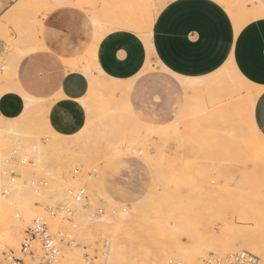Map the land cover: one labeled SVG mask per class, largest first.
Returning <instances> with one entry per match:
<instances>
[{"label":"rangeland","instance_id":"374dc122","mask_svg":"<svg viewBox=\"0 0 264 264\" xmlns=\"http://www.w3.org/2000/svg\"><path fill=\"white\" fill-rule=\"evenodd\" d=\"M19 1L0 0V16L4 11L11 10ZM75 1H37V4L34 3L29 9L31 10L29 11L30 15L32 14L31 16L35 20L13 22L7 27L6 33L8 32L9 37L13 40L18 38L20 30H23L26 37L37 34L36 36L43 38L42 20L53 11L59 8H70L80 16L86 14L89 19L98 10H105L106 5L109 7L111 1L115 2V0H109V4L108 0H94L88 4H77V1ZM123 2L124 0H117L115 4L117 7H121ZM150 3L153 16H155L162 2L150 0ZM72 4L78 5V7H70ZM145 4L147 2H144ZM247 4H250V2ZM113 5H110V7ZM116 6L114 5L113 9H116ZM95 9L97 10L94 11ZM241 16L239 30L249 21L264 17V13L257 15L243 14ZM136 19L143 20L144 18L139 14ZM29 21L31 22L30 25H28ZM95 35L93 33L92 40L89 43L74 46L71 45L74 42H68L66 39L64 41V38L61 39L62 42H68L69 46L78 49L73 50L70 55L64 50L50 48L49 46L42 47L40 51L22 50L21 66L26 67L27 73L24 78L20 79L21 85L27 93L35 97L38 108L42 106L49 107L47 113L49 123L54 124L53 117L56 116L53 102L57 98V82L61 75L70 71L65 63L67 58L70 56L80 60L90 55L95 65H97L95 55L93 56L92 53L96 39ZM2 46L3 41H0V51ZM0 60L3 61L6 68V56H1ZM229 61L231 59L223 65L229 64ZM159 67L160 65L156 60L149 58V66L143 68L136 75V91L132 96L131 88L125 91L126 89L123 86L110 85V87L107 86L104 89L101 86L96 87L93 98L97 104L107 105L108 102H111L115 103V106L117 104L118 107L115 108L114 116L108 118L110 121L105 118H95V126L99 128L100 135L95 139H91L94 137L91 135L86 140V146H82V150L87 151L89 155L88 160L84 162L75 160L70 165L71 167L67 168L53 166L44 170H30L31 175L25 178V182L29 188L33 189L34 187L30 183L31 180L44 179L47 182L45 187H47L51 184L50 178H53V176L58 177L64 181L65 188L71 186V184L86 187L89 198L82 205L88 216L97 208L103 209V214L99 218L106 214L108 209L113 214L119 212L130 214L132 219L127 217L124 227L120 226L119 228V231L124 233L126 237L135 239L127 254L128 264H154V257L163 252V248L172 247V252L176 253L178 252L177 247L190 246L193 242L200 244L202 248V252L198 254L199 264H203L204 260L208 258L223 257L241 250L247 251L238 236L245 235L246 237L249 235L246 238L250 239L252 235V238L258 237L254 239L256 241L259 239L260 242L261 237L264 241V226L262 227L264 224H260L264 223V172L254 170V165L247 155L245 143L254 142V136L249 130H246L245 115L240 118L236 125L238 128L241 126V129H243L241 133L239 131V135L238 128L236 129L235 126L236 123L231 124L234 122L232 120L228 121L229 118H222L220 115L215 116L214 108L216 105L211 103L208 94L203 93L202 96L198 94V96L188 100V94L195 93L194 90L187 89L180 83L177 87L176 78ZM5 68L0 73V77ZM218 69L207 75L210 80L218 75L216 74ZM26 77H30V79ZM98 78L101 77L98 75ZM0 83H2V80H0ZM220 83H225V80L222 79ZM105 89L107 92L104 91ZM245 92L243 90L242 94H246ZM130 96L132 97L131 103ZM126 101L130 106L129 111L126 109ZM203 101L207 105L201 104L204 103ZM184 102L189 103V105ZM120 103L123 106H120ZM188 106H191L192 109ZM212 106L213 109L210 108ZM194 107L196 108L193 109ZM209 110L210 112H206ZM37 114L36 112L34 116ZM218 117L220 121H218ZM230 121L231 123H228ZM34 123L36 128L40 129V132L45 131L41 119H36ZM244 128L248 133L244 134L246 132ZM26 131L30 133L34 130L31 126H28ZM107 132L106 137L104 134ZM234 132L239 136H237V140H235L236 134ZM105 138L117 140L116 152L111 151L104 145ZM43 141L42 138L37 137L33 139L32 143ZM15 152L17 151L11 150L0 161V169L4 172L6 171V159L14 155L24 156L22 153ZM237 167L245 168L249 173L248 181L242 185H232L224 175L221 176L227 170ZM18 168L19 166L16 168L17 174L19 173ZM74 169H78L77 172H74ZM93 174L96 177L99 176L96 178L93 177ZM90 181L96 182L99 190L95 189L94 191V187H90ZM3 187L7 189L5 195L9 194L11 187L7 185H3ZM32 203L35 205L36 214L44 215L45 205H56L59 202L46 201L41 197L33 200ZM139 209H144L146 213H143L150 217L147 218V215L141 214L142 211L140 212ZM130 212H133V214ZM139 217H143V221L141 219L139 221ZM133 220L138 221H135L137 226L133 225L136 228L129 227V224L134 223ZM60 221L57 217L50 219L53 227L58 226V224L65 227V221L61 219ZM232 222L233 225L230 226L229 224H232ZM27 226V223L24 224V231ZM259 227H262L263 233L258 230ZM65 229L71 235L68 228L65 227ZM134 229L137 230H135L136 233L133 232ZM137 232L139 233L137 234ZM244 232H247V234ZM237 233L238 236H236ZM243 233L244 235H242ZM71 237L73 238L72 235ZM232 238L233 240H231ZM132 242L130 240L129 243ZM73 243H75L74 239ZM174 244L176 247H173ZM230 244L234 246L233 249L229 247ZM93 245V248L99 251L106 244L104 238L101 237L97 244L93 243ZM169 245L171 246L169 247ZM66 246L68 245L61 246V252ZM8 249L9 247L4 246L0 250L1 258H3L4 253H9ZM175 253L170 256L172 258H168L167 264H170L171 260L183 264L180 254L176 253V255ZM94 255L95 251L88 250L84 259ZM18 256H21V254L19 253ZM256 256L264 262V256L259 253ZM60 262V264H65L62 257Z\"/></svg>","mask_w":264,"mask_h":264},{"label":"bare ground","instance_id":"6f19581e","mask_svg":"<svg viewBox=\"0 0 264 264\" xmlns=\"http://www.w3.org/2000/svg\"><path fill=\"white\" fill-rule=\"evenodd\" d=\"M11 1H15V0H11ZM37 1H40V0H20L11 10L4 11V13L0 16V22H3V24L6 27H9L10 24H12L13 22H17L18 20H35V18L33 16H31L32 14L30 15L29 11H31V10H29V9L33 6L34 3L37 4L36 3ZM76 1L75 2L77 4L78 3L88 4V3L93 2L94 0H76ZM116 1L117 0H115V3H116ZM159 1L163 3V1H166V0H159ZM216 1L219 4H221L227 10L229 15L231 16L236 32H238L239 28H240V24H241L240 19L242 18L241 15H243V14L257 15V14L264 13V0H216ZM144 2L145 3L147 2V4L144 5ZM249 2H250V4H247ZM108 3H109V0H108ZM115 3H114L115 6H116V4L118 5V2L116 4ZM122 4H124V5H122ZM110 5H113V3H111ZM110 5H109V8H108V5H106V7L108 8V11L111 8H113V6H114L113 5L110 7ZM77 7H78V5H77ZM125 8L128 11H132V10L139 11V13L142 15V18H144L142 20V23L138 22V24L139 25L141 24V25L139 27H136V28H138V31H140V34H141L145 44L147 45L148 50H150L151 44L149 42L148 37H149L150 31H151V26H152L153 19H154L153 9L151 7L150 0H124V2L121 3V9L125 10ZM117 9H118V7H117ZM96 10L97 9H95L94 11H96ZM105 10H98L97 12H95L91 15L92 18L94 19L93 22L95 21L96 24H98L97 26H101L100 21H103L104 20L103 18H105V15H103ZM123 10H121V11H123ZM106 11H105L106 15L111 13V12H109V13L107 12L108 13L107 14ZM112 11H114V10H112ZM116 11L120 12V9L115 10V12ZM115 12H112V14ZM132 12L134 13V11H132ZM136 13H138V12H136ZM101 15L104 17H102ZM114 15H115L114 17H119V18L121 17L120 14H117V15L114 14ZM108 16L111 19V16L110 15H108ZM125 16L126 15H124L123 18ZM134 17H135V15H134ZM134 17H127V18L132 19ZM107 18L108 17L106 16V19ZM110 19H108V20H110ZM108 20H106V21H108ZM242 21H244V20H242ZM114 22H115L116 27L122 26L124 24L123 20H121V19L115 20ZM114 22H112V23H114ZM135 22L137 23V21H135ZM30 23L31 22L29 21L28 25H30ZM103 24L105 25L106 23H103ZM38 25H39V23H38ZM107 25H109V24H107ZM107 25H106V27H107ZM94 26H96V25L94 24ZM96 28H98V27H96ZM107 28L105 29L106 31H107ZM100 29H101V27H100ZM109 29H111V28H109ZM26 30H28V29H26ZM98 30H99V28H98ZM102 33H98L96 40L99 39L98 37L101 36ZM18 34H19L18 38L16 37L17 39H15V40H13L9 37L8 32L2 35V38L4 39L6 45H5L4 52L2 54H0V57L6 56V58H7V66H6V68L4 66L5 71L0 77V80H2V83H0V95L4 92L14 90V91L19 92L22 95V97L24 98V108H23V111L21 112L20 115L13 117V118H8V117H4L3 115L0 114V161H2V159L6 155H8L10 153V151L13 149L19 153H22L24 155V157L29 160L28 164H26L24 166H19V168H18L19 173L17 174L14 181H10L8 174H7V171L4 172V170L0 169V250L4 246H7V247H9V249L7 250L8 252L12 251V252H15V254H17V255L20 253V243H21L22 237L24 235L23 233H25L24 224L27 223V225H29L30 220L37 215L35 205L32 203L33 200H36V199H39L42 197V199H44L46 201H58L59 203L61 202L63 204H67L68 202L72 203L65 194L66 188H65L64 181L59 179L58 177L56 178L53 176V178H50L51 184L49 186L43 188V189L42 188L41 189L29 188L28 184L25 182V178L28 177L29 175H31L30 170H44V169H47V168L53 167V166H56V167L59 166L60 168H67L70 165H72L75 160H77V162L78 161L84 162V161L88 160L89 155H88L87 151L85 152L82 150V146L83 145L86 146V140H88V137H90L91 135L94 136L91 139H95L96 137H98L100 135L99 128H97L95 126V118H99V119L105 118L108 120V118L114 116L115 108L118 107L117 104L115 106V103H111V102H108L107 105L106 104H102V105L97 104L93 98V93L95 92L94 90L98 86H101L104 89L105 87H107V86L110 87V85H111V86H115V87L123 86V88L126 89V90L125 89L124 90L128 91L130 89V86H131L132 81H133V79L122 80V79H116V78L108 77V75L106 76L102 72L98 71L99 69L95 65L94 60L92 57H90V55H88L87 57H84L83 59H80V60L76 59V58L75 59H68L67 58L65 63L68 66V68L80 69L83 72H85L89 77L90 89H89L88 95L85 98L81 99V101H83V104L88 111V119H87L85 126L82 128V129H85L82 134L78 135V133H81V129H80L77 133L72 134V135H68V136L61 135V134L55 132L50 127V125L48 123V120L46 117L47 106L41 105L42 107L40 106L41 108H38L37 107L38 105L36 104L35 98L25 94L15 85V82H14L15 68H16L18 61L22 57V54H21L22 50H24V49L33 50V49L41 46V38L36 36L37 34L32 35L31 37H26L23 34V30H20ZM104 34H105V32H104ZM95 42H94L93 51H92L93 56L95 55L94 54L95 53V46L97 43V42L96 43ZM157 62H158V60H157ZM158 64L162 68V64H160L159 62H158ZM148 66H149V60H147V62H146V67H148ZM94 69H96L99 73L95 74ZM217 72L218 73H216V74H218V75L215 76L214 78H212L211 80L208 78L207 75L201 76V77H194V78L178 76V78H179V81L181 82V84L185 88H187V89L191 88L195 92L193 94H188V100L192 99L195 96H198V94H199V96H200V94L202 96L203 93L208 94V98L211 101V103L216 105L214 108L215 109V111H214L215 116L220 115L222 118H226V119L229 118L228 121L232 120L234 123H231V121L228 123H231V124L236 123L235 124V126H236L238 124L240 118L245 115V120H246L245 124L247 127L246 130H249V132H251L252 135L254 136V142H246L245 143V149H246L248 157L250 158L252 164L254 165L253 169L257 170L258 172H264V136L261 134V132L256 127V125L254 123V119H253L254 104H255V100L257 98V95L260 92V88L253 85L250 81H248L237 70L232 59H231V61H229V64L222 65L217 70ZM98 75L101 78H98ZM222 79L225 80V83H223V84L220 83V81H222ZM243 90L246 91L245 92L246 94H242ZM104 91H106V89ZM124 95H127V94H124ZM26 97H27V99H26ZM201 104L205 105L206 103L204 102ZM186 105H189V103H187ZM120 106H123V104H121ZM201 107L203 108V106H201ZM195 108L196 107H194L193 109H195ZM210 108L213 109V106ZM126 109H127V111L130 110L128 107V101H126ZM191 109H192V107H191ZM203 110H205V109L203 108ZM36 112L38 114L34 116V114ZM206 112H210V110L206 111ZM208 115H210V114H208ZM205 116H207V115L205 114ZM34 119L35 120L41 119V122L43 124L44 129H45L44 132H40V129H38V127L36 128L35 123H34L35 122ZM215 119L217 120V118H215ZM108 121H110V120H108ZM218 121H220L219 117H218ZM226 122H227V120H226ZM28 126H31L34 131L28 133L26 131V128H28ZM237 128H238V126H236V129ZM241 130H243V129H241V126H240V128L237 129L239 135L241 133ZM246 130L244 128V131H246ZM239 131H240V133H239ZM235 132H236V130H235ZM235 132H234V134H236ZM102 133H104V132H102ZM246 133H248V131L244 132V134H246ZM104 135H106V137H107L108 132ZM237 136L238 135L236 134L235 140L238 139ZM37 137L42 138L44 141L32 143L33 139H36ZM224 142H226V141H224ZM104 145H106V147H108L113 152L117 151V140L116 139H111V138L106 139L105 138ZM233 146H236V145H233ZM128 148H129V146H128ZM17 152H15V153H17ZM140 152H141V150H140ZM222 154H223V152H222ZM95 158H97V157H95ZM99 158H98V160H99ZM253 169H252V173H253ZM97 174H99V173H97ZM61 175L63 176V174H61ZM222 175L225 176V174H221V176ZM247 175H249L248 172H247ZM98 176L99 175H97V177ZM93 177H96V176L93 174ZM215 177L217 178V176H215ZM251 177H250V179H251ZM91 178H92V176H91ZM97 181H98V179H97ZM251 181H252V179H251ZM89 184H90V187H94V191H95V189L99 190V187L96 184V182L90 181ZM3 185H7V186L11 187L9 194H7V195L2 194L3 189H5L3 187ZM78 186H81V185H72L71 184V187H78ZM101 192H103V191H101ZM103 199H104V197H103ZM141 205H142V202H141ZM73 207L75 209V214L70 220L64 219V221H65L64 225L70 231L71 235L73 236V239L75 240V243H71L70 245H68L62 249L61 257H62L63 263H65V264H92V263L88 262L87 258L84 259V256L88 253V250L89 251L97 250V249L93 248L94 247L93 243L97 244L98 240L101 237H103L105 244H106V250H105L106 260H105V263L106 264H128L127 254L131 248L130 245L132 246V244H134L135 239L133 240L131 238L129 239L128 237H126V235L124 233L119 231V228H120V226L124 227V225L126 224L127 217H128V219H132L131 215L130 214L127 215L126 213H122V212L113 214L108 209L106 214L102 215L100 218L98 216V217L92 219V218H90V216H88V214H87V212H86V210L82 204L74 203ZM139 211L140 212L142 211L141 214L147 215V214H144V213H146L144 211V209L143 210L139 209ZM140 212H138V213H140ZM130 213L133 214V212H130ZM148 216L149 215H147L146 217L149 218L150 216L149 217ZM61 217H62L61 215H58L57 219L60 221ZM132 217H133V215H132ZM88 218H90L91 220H89ZM142 218L143 217H139V221H141V220L143 221ZM144 219H146V218H144ZM136 220H138V219L136 218ZM135 221L132 225L129 224V227L130 226L135 227L133 225L136 222H138V221H136V222ZM258 224H259V222H258ZM260 224H264V223H260ZM127 225H128V223H127ZM229 225L232 226L233 222H232V224H229ZM263 226L264 225H262V227ZM257 227H258V225H257ZM262 227H259L260 229L258 228V230H260L261 232L263 231V229L261 230ZM135 230L136 229H134L133 232L136 233L137 230L136 231ZM140 232H141V230H140ZM257 232L259 233V231H257ZM138 233L139 232H137V234ZM244 233L242 235H244ZM245 234H247V232ZM259 235H261V234H259ZM236 236H238V233ZM248 236L249 235H247L246 237H248ZM238 237L241 240V242L244 246V249H246L247 251H249L250 253H253L255 255L257 253H259L262 256H264V241H262L263 240L262 237H261L260 242H259V239H257L258 241L254 240L258 237L252 238V235H251L250 239H247L245 237V235L244 236H238ZM263 238H264V236H263ZM130 240L133 242L129 243ZM231 240H233V238ZM170 246L171 245H169V247ZM174 246H175V244L173 245V247ZM229 247L231 249L234 248V246H231V244L229 245ZM171 248H168V246L165 249L163 248V252L159 253L158 255H156L154 257V264H167V260H169L168 258L170 256H172L173 253H175V252H172L173 248L172 249ZM177 249H178V252H176V253L180 254L181 258L183 259V264H199L198 263V254H200V252H202V248H201L200 244L193 242L192 245H190V246H184L183 247V245H182V246L177 247ZM170 258H172V257H170ZM0 260H2L1 257H0Z\"/></svg>","mask_w":264,"mask_h":264},{"label":"crops","instance_id":"0c3cea01","mask_svg":"<svg viewBox=\"0 0 264 264\" xmlns=\"http://www.w3.org/2000/svg\"><path fill=\"white\" fill-rule=\"evenodd\" d=\"M108 8L106 7L105 11L111 12L107 13L111 19L104 12L105 18L102 19L104 22L100 21L101 26L93 22L92 16L88 19L86 14L81 16L78 26L57 24L53 22L57 15H71L77 12L70 8L53 11L42 20L41 48L37 47L31 51H40L42 47L49 46L64 50L70 55L73 50H78L73 47L74 45L89 43L94 32L95 37L103 32L98 40L95 39L97 43L94 41L97 45L94 54L98 71L116 79H133L130 86L131 96L136 91V75L146 68L149 58L158 60L162 64V69L176 78L177 87L179 83L181 84L178 76L190 78L205 76L232 59L237 70L260 88L254 104L253 119L264 136V17L252 20L236 32L231 16L216 0H166L159 6L154 16L148 37L151 48L148 50L140 31L136 28L141 25L138 22L142 23V20L136 19L139 11L132 10L133 13L126 8L121 9L120 6L109 11ZM119 9L120 12H115ZM114 14H120L121 17H114ZM124 15L126 16L123 18ZM120 19L124 24L116 27L114 21ZM6 30L7 27L0 22V41H3L0 54L5 50L6 43L2 35ZM61 39L74 44L69 46L68 42L64 43ZM21 59L15 68V85L25 94L35 98L21 85L20 79L27 73L26 67L21 66ZM68 59L75 58L69 56ZM68 69L70 71L61 75L57 82V98L53 102L56 113L53 117L54 124L48 121L55 132L65 136L75 134L85 126L88 111L80 102L88 95L90 89L89 77L85 72L80 69ZM98 71L94 70V73L98 74ZM128 107L130 108L129 105ZM23 108L24 98L19 92L11 90L0 95V114L4 117H16L21 114ZM48 109L47 106L46 117ZM225 177L232 185H242L248 181L249 176L247 169L237 167L227 170Z\"/></svg>","mask_w":264,"mask_h":264},{"label":"built area","instance_id":"2783aa9c","mask_svg":"<svg viewBox=\"0 0 264 264\" xmlns=\"http://www.w3.org/2000/svg\"><path fill=\"white\" fill-rule=\"evenodd\" d=\"M4 63L0 60V73L4 70ZM29 160L24 156H11L5 160L6 171L10 181H14L18 166L28 164ZM78 169H74L77 172ZM31 185L36 189L44 188L47 182L44 179L31 180ZM7 193V189H3V194ZM65 194L68 199L74 203H86L89 195L84 186L67 187ZM57 203L56 205H45L44 215L38 214L31 219L30 224L26 227L24 236L20 243L21 256L15 255L14 252L4 253L0 264H60L61 246L70 245L73 243V238L66 231L65 227L58 224L53 227L50 219H55L61 215V220L64 218L70 220L75 209L73 204ZM103 213L102 208H97L89 216L96 218ZM106 245L102 250H95V255L88 258V262L92 264H106ZM170 264H180L178 261H170ZM203 264H264L261 259L253 253L241 250L239 252L230 253L223 257H213L204 260Z\"/></svg>","mask_w":264,"mask_h":264},{"label":"snow or ice","instance_id":"6c2138e0","mask_svg":"<svg viewBox=\"0 0 264 264\" xmlns=\"http://www.w3.org/2000/svg\"><path fill=\"white\" fill-rule=\"evenodd\" d=\"M58 7H63V6H58ZM70 7L75 8L77 6L71 5ZM53 22H55L57 24H67L69 27H74V26H78L80 24L81 16L77 13H73L71 15H57L56 17L53 18ZM26 78L30 79V77H26ZM26 99H27V97H26ZM80 103L83 104V101H81ZM84 130L85 129H81V133H78V135L82 134L84 132Z\"/></svg>","mask_w":264,"mask_h":264}]
</instances>
